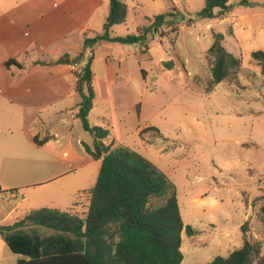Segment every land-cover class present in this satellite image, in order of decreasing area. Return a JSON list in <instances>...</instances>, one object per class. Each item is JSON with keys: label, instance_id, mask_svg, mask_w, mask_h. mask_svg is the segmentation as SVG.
Wrapping results in <instances>:
<instances>
[{"label": "rangeland", "instance_id": "rangeland-1", "mask_svg": "<svg viewBox=\"0 0 264 264\" xmlns=\"http://www.w3.org/2000/svg\"><path fill=\"white\" fill-rule=\"evenodd\" d=\"M120 1L126 21L110 29L111 37L136 34L164 13H175V23L136 44L89 47L85 41L92 31L101 33L109 0H0V77L13 70L15 80L54 79L32 87L28 109L0 102V163L6 159L1 165L8 168L0 179L22 175L33 183L46 170L47 177L74 170L55 182L31 184L16 199L0 193V208L16 209L22 217L34 209L66 210L80 191L74 186L82 191L95 184L101 162L84 152L81 143L91 145L93 139L76 117L81 97L68 95L89 60L95 97L88 123L109 132L112 149L120 144L135 151L174 185L183 225L193 230L192 236L181 234V264L227 257L242 246L247 222L248 239L261 244L264 254L258 217L264 194V73L250 63L252 53L264 51V0H230L232 11L222 20H197L204 0ZM213 33L223 35L222 45L241 61V72L210 90L206 52ZM8 60L22 69L5 67ZM82 90L88 93L86 84ZM31 121L38 141L51 137L45 145L27 133ZM28 161L36 167H25ZM0 264H15L9 247Z\"/></svg>", "mask_w": 264, "mask_h": 264}, {"label": "trees", "instance_id": "trees-1", "mask_svg": "<svg viewBox=\"0 0 264 264\" xmlns=\"http://www.w3.org/2000/svg\"><path fill=\"white\" fill-rule=\"evenodd\" d=\"M109 8L101 33L94 32L85 41L89 47L101 42L136 44L146 40L148 34H158L164 26L171 29L175 23V13H164L147 26L138 27L136 34L111 37L110 29L126 21V6L120 0H109ZM231 11L230 0H204L197 20H222ZM191 23L194 21H187ZM222 40V34L213 33L206 52L210 90L213 85L236 80L241 72V61L223 47ZM12 63L19 66L13 60L6 61L5 66ZM250 63L260 67L263 74L264 51L252 53ZM165 65L171 68L173 64ZM93 80L91 62L87 60L76 81L75 90L81 97L76 117L93 139L91 145L82 143L84 152L101 162L95 184L78 192L70 208L31 210L13 225L0 226V233L10 251L20 256L16 264H181V234L184 231L192 236L193 230L183 225L175 187L162 171L135 151L120 144L112 149L106 143L107 130L90 126ZM83 84L87 85V94L83 93ZM33 141L41 146L47 138L38 141L36 136ZM258 203L259 222L264 224V194ZM248 225L242 226L243 244L239 249L208 264H264L261 244L252 243L246 235ZM29 227L45 228L53 234L45 239L33 237L24 231Z\"/></svg>", "mask_w": 264, "mask_h": 264}, {"label": "crops", "instance_id": "crops-1", "mask_svg": "<svg viewBox=\"0 0 264 264\" xmlns=\"http://www.w3.org/2000/svg\"><path fill=\"white\" fill-rule=\"evenodd\" d=\"M213 20V19H211ZM12 28H14L13 26H11ZM95 31H92V33H94ZM98 33V32H97ZM67 33L64 32L63 34H61L59 36L60 39L66 38ZM17 63V62H16ZM39 65L44 64V62L42 63L41 61L37 62ZM86 63V61L83 63L82 67L84 66V64ZM18 64V63H17ZM5 65V64H4ZM16 66L15 64H11L10 66ZM19 65V64H18ZM45 65V64H44ZM71 66H76L75 64L70 65L69 67V72L73 74V72L71 71ZM1 67H3L1 65ZM6 67V66H5ZM18 69H22V67L16 66ZM9 68V67H8ZM8 74H5L4 77H0V102H8V104H15L17 107L20 108H24V109H28L26 108L29 104L30 101L32 100V87H39V86H45L46 84H50L51 82L54 81V79L52 81H49L47 83H32L29 79H21V80H15L13 78L14 75V71L13 70H6ZM76 81L77 78L75 77V84L73 86V88H68V95L69 96H73L76 92L75 87H76ZM11 118V117H9ZM34 123L31 121L30 123L27 124V126H25L27 133L31 136V139L33 140L34 137H36V133H35V129L33 128ZM9 132H11L9 130ZM50 136L47 137V141L44 143V145L50 140ZM34 142V141H33ZM58 143V142H57ZM82 144V143H81ZM42 146V145H41ZM6 161V159H4L1 163H0V177L2 175H4L7 171L6 169L8 168H4L1 164ZM28 163V164H27ZM26 163V165H24L25 167L33 168L36 167V163L34 161H28ZM50 170H46V175L43 176L42 178H40L38 181H33V183H26V179L29 178H25L24 176H16V177H10L7 179H0V193H2L1 195L7 199H16L17 197L23 196L24 193L26 192V190L34 188L35 186L31 185V184H37V182H43V183H51V182H55L58 181L60 179H64L65 177H68V175L72 174L74 170L69 169V171L67 172H56L53 173L51 172V175H49L47 177V174L49 173ZM3 186V187H2ZM16 188V189H15ZM74 191L76 190H80L78 192H81V189H78L77 186L73 187ZM12 190H17L15 192H10ZM83 191V190H82ZM77 192V193H78ZM26 199L23 198L22 201H24ZM59 209V208H58ZM22 216L18 215L16 213V209H9V210H3L0 208V226H11L14 223H16L17 221H19V219H21ZM8 220H13V223L11 225H5L6 222ZM24 231L30 235V236H37L40 237L41 239H45L48 238L52 235V233L48 230V232H45L44 234L39 233L35 227H29L24 229ZM16 232V231H15ZM14 232V233H15ZM12 235V233H8V236ZM8 245L6 244L2 234L0 233V254L1 252H3L5 250V248H7ZM15 256V264H16V260L20 257L18 255H14Z\"/></svg>", "mask_w": 264, "mask_h": 264}, {"label": "built area", "instance_id": "built-area-1", "mask_svg": "<svg viewBox=\"0 0 264 264\" xmlns=\"http://www.w3.org/2000/svg\"><path fill=\"white\" fill-rule=\"evenodd\" d=\"M71 69H72V70H75V67H74V66H71Z\"/></svg>", "mask_w": 264, "mask_h": 264}, {"label": "water", "instance_id": "water-1", "mask_svg": "<svg viewBox=\"0 0 264 264\" xmlns=\"http://www.w3.org/2000/svg\"><path fill=\"white\" fill-rule=\"evenodd\" d=\"M86 64V63H85ZM85 64H84V66H85Z\"/></svg>", "mask_w": 264, "mask_h": 264}]
</instances>
